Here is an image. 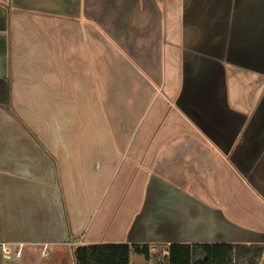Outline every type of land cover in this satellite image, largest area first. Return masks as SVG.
<instances>
[{
  "label": "crops",
  "instance_id": "0c3cea01",
  "mask_svg": "<svg viewBox=\"0 0 264 264\" xmlns=\"http://www.w3.org/2000/svg\"><path fill=\"white\" fill-rule=\"evenodd\" d=\"M263 94L264 0H0V242L72 264L147 208L160 237L192 240L200 207L264 235L229 162ZM226 158L255 219L214 198Z\"/></svg>",
  "mask_w": 264,
  "mask_h": 264
},
{
  "label": "water",
  "instance_id": "95a60500",
  "mask_svg": "<svg viewBox=\"0 0 264 264\" xmlns=\"http://www.w3.org/2000/svg\"><path fill=\"white\" fill-rule=\"evenodd\" d=\"M229 162L247 184L264 200V94L242 131L241 139L229 155ZM179 200L186 197L177 195ZM182 198V199H180ZM199 208V207H198ZM194 217L198 228L190 241L176 240L159 234L155 227L154 210H143L137 217L128 237V244L166 242L171 244H264V235L232 224L219 211L199 208ZM149 216L152 220H149ZM204 227V231H201Z\"/></svg>",
  "mask_w": 264,
  "mask_h": 264
},
{
  "label": "trees",
  "instance_id": "16d2710c",
  "mask_svg": "<svg viewBox=\"0 0 264 264\" xmlns=\"http://www.w3.org/2000/svg\"><path fill=\"white\" fill-rule=\"evenodd\" d=\"M263 249L264 245L171 244L164 257L166 264H259ZM131 252L146 261L153 258L147 244L122 243L80 246L74 249L73 259L75 264H130Z\"/></svg>",
  "mask_w": 264,
  "mask_h": 264
},
{
  "label": "rangeland",
  "instance_id": "374dc122",
  "mask_svg": "<svg viewBox=\"0 0 264 264\" xmlns=\"http://www.w3.org/2000/svg\"><path fill=\"white\" fill-rule=\"evenodd\" d=\"M226 160H227L226 188L224 191L218 194L216 192L214 194V198H217L218 200H220L219 204L223 205L226 208L227 210L226 213L232 219H234L235 214L244 215L246 218H249V220H251V217L252 219H255L256 216L254 214L256 213L255 210L257 209V204L254 201L255 196L253 195V193L251 192L248 193L247 191H245V189L239 188V186L237 185L235 181L230 182V179H229L230 173L228 171L229 170L228 158H226ZM194 193L195 194L193 195H195L199 199L204 200L207 204L211 206L214 205L212 196L211 195L209 196V194H207L204 189H195ZM250 194H252V196ZM233 221H235L236 223L244 227L255 229V230L257 229L253 227L252 225H248L240 221H236V220H233ZM246 221L249 222L248 220ZM152 257L153 258H151L149 261H146L142 256L131 252L129 256V261H130V264H166V259H165L166 257H164V255L161 252L156 253V255L155 254L152 255ZM37 259L39 258L36 257L34 261H36ZM39 261L44 262L45 260L39 259ZM71 261L73 262V260ZM263 261H264V258H262L259 263L263 264ZM0 262H1V258H0ZM72 264H74V262Z\"/></svg>",
  "mask_w": 264,
  "mask_h": 264
},
{
  "label": "built area",
  "instance_id": "2783aa9c",
  "mask_svg": "<svg viewBox=\"0 0 264 264\" xmlns=\"http://www.w3.org/2000/svg\"><path fill=\"white\" fill-rule=\"evenodd\" d=\"M0 256L2 259L0 264H16L21 257V251L12 244L0 242Z\"/></svg>",
  "mask_w": 264,
  "mask_h": 264
}]
</instances>
